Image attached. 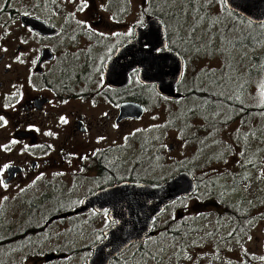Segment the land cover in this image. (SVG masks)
I'll return each instance as SVG.
<instances>
[{
    "label": "rangeland",
    "instance_id": "374dc122",
    "mask_svg": "<svg viewBox=\"0 0 264 264\" xmlns=\"http://www.w3.org/2000/svg\"><path fill=\"white\" fill-rule=\"evenodd\" d=\"M222 4L215 0H0L2 235L26 223L33 213L27 203H40L43 195L50 199L61 190L62 199L74 200L69 207L76 208L101 189L105 182L99 180L96 167L82 166L97 151L108 149L106 156L120 163L115 175L122 181L128 177L124 170L133 166L143 146L149 149L146 156L157 160L150 164L144 157L146 163L137 166L134 181L161 183L187 171L196 191L168 204L153 223L154 235L133 244L110 264H256L264 260V114L240 115L234 106L225 109L193 97L192 103L185 98L173 103L144 88L138 89L139 98L134 101L145 109L141 118L114 126L117 105L89 102L83 111L90 132L80 133L76 115L69 113L80 112V104L59 101L45 87L33 89L40 51L53 49L55 41L34 36L19 20L29 16L62 28L65 35L56 49L58 58L42 66L45 73L62 76L103 71L102 60L110 45L132 34L147 15L157 14L169 29L170 46L181 52L178 92L191 93L204 80L214 81L229 87L230 104L263 109L264 58L256 62L254 58L264 55V28H253V46L237 42L235 32L218 24L226 15ZM250 28L243 27L248 34ZM132 85L135 88L137 81ZM37 94L49 98L48 104L40 112L25 115V103ZM105 115L113 118L106 121ZM27 121L38 139L31 151L28 140L14 136L17 130L29 128ZM204 123H210L207 129ZM32 161L37 162L35 170L30 169ZM91 162L95 164L94 159ZM14 163L29 170L5 184L3 166ZM146 165L151 168L143 170ZM46 208L37 211L38 226L40 211ZM112 224L107 211L52 221L29 235V240L7 247L0 254V264H87Z\"/></svg>",
    "mask_w": 264,
    "mask_h": 264
},
{
    "label": "water",
    "instance_id": "95a60500",
    "mask_svg": "<svg viewBox=\"0 0 264 264\" xmlns=\"http://www.w3.org/2000/svg\"><path fill=\"white\" fill-rule=\"evenodd\" d=\"M223 5L250 23H264V0H223ZM19 20L23 25L44 36L56 32L52 26L34 17L20 16ZM166 46L162 21L156 16L147 15L144 25L135 28V38L118 47L107 62L103 74L105 83L110 87H123L129 82L127 74L136 69L137 79L143 86L155 85L156 91L165 98L179 99L180 93L176 87L182 76V60L177 52L167 49ZM47 53H49L47 50L42 52L38 64L51 58L46 55ZM46 101V98H40L36 107L40 109ZM144 113L142 105L123 101L118 106L115 123L139 119ZM15 136L19 139L31 138V142H34L32 133L19 131ZM20 171L21 168L9 165L8 177L3 183L12 180ZM195 189L191 176L184 171L156 184L123 180L97 190L85 197L78 207L62 212L51 220L67 219L90 211L96 213L107 211V217L113 224L103 232L105 239L94 246L87 264H110L130 246L152 235V224L155 218L163 213L167 204L179 197L194 194ZM256 264H264V260Z\"/></svg>",
    "mask_w": 264,
    "mask_h": 264
},
{
    "label": "flooded vegetation",
    "instance_id": "af4514ba",
    "mask_svg": "<svg viewBox=\"0 0 264 264\" xmlns=\"http://www.w3.org/2000/svg\"><path fill=\"white\" fill-rule=\"evenodd\" d=\"M46 24L49 26H52L56 30V32L53 33L52 35L44 36V35H41V34L34 32L29 27L22 24L25 28H28L33 33L34 36H36V37L40 36L43 39L50 38V39H53L55 41L54 44L52 45L53 49L45 47L40 51V55H39V57L35 63V68H34V72H35L34 75L36 78V82L39 85L34 84L33 89L45 87L59 101H62V100L65 101L66 100L68 102H73L74 104L75 103L80 104V106H81L80 112L75 111L76 113H74L73 109L69 111L70 115H73V116L76 115V116H74L75 117L74 122H75L76 130L78 132L87 133L88 130L90 132V129L87 128V124L84 120L86 115L83 111V107H88L89 102H91L94 105V104H98L100 101L103 100L104 102H108L112 105H117V114H118V106L121 104V102H123V101L134 102L130 97V95L137 93L136 87L132 88L133 80H136L137 83H139L142 88H147L149 90H152L157 95L161 96L162 98H164L168 101H175V100L167 99L164 96H162L161 94H159L156 91L155 85L143 86L137 79L138 70H136V69H133L131 72H129L127 74L128 78H129V82H128V84H126L123 87H110L104 81L103 74H104L105 66H106L107 62L115 54L118 47L123 46L128 41L135 38V28L138 26H135L133 28V33L128 35L123 41H120L117 44H111L110 45L111 46L110 49L108 50L107 54L104 56V58L102 60L103 61V71L101 69H97V70L93 71L91 74H89V71H86L83 75L66 73L65 75H62V76H58V75L53 76V75L45 73L42 66L46 63H52V62L56 61V59L58 58V54L56 52V49H57L58 45L63 44L60 42V40L63 38V36L65 34L61 31L62 28H56V26H54L53 24H48V23H46ZM143 25H144V23H143ZM143 25H139V26H143ZM165 39H166V43H167L166 48L170 49L172 51H175L169 44V41H171V40H169V38L167 37V31L166 30H165ZM97 41H99V40H97ZM46 50L49 51V53H47L46 55L51 56V58L45 59L40 64H38L39 60L42 57V52L46 51ZM175 52H177L179 55L181 53L180 51H175ZM180 57H181V55H180ZM181 60H182V57H181ZM182 63H183V60H182ZM5 72H7V70ZM211 84H213V83H211V81L209 82V81L204 80L203 84L199 85V88L196 89V91H191V93H194V94H191L189 92L180 93L177 91L178 93H180V98L177 100L183 101V99L185 98V95L191 94L190 96L193 97V100H197V101H200V102H203L206 104H212L213 105V104H215V100L211 96H212V93L214 92V88L212 87ZM0 88H1V84H0ZM128 88H129V90H127ZM176 90H177V88H176ZM42 97L46 98L47 101L45 104H43L41 106L40 109H38L36 107V105H37L38 100ZM48 102H49V98L45 97L44 95H38L37 94L25 103L23 112L25 115L26 114H35L36 112H40L43 109V107L46 104H48ZM117 114H116V116H117ZM116 116L113 118L112 116L105 115L104 119L106 121H108V120H111V118H113L112 119V125L117 126L121 122L117 123V124L115 123ZM26 124L29 125L28 129L17 130L15 133L22 131V132H26V133H32L34 135V133L32 132V129H31L33 126H31L29 124V121H27ZM207 124H210V123H204V129L208 128ZM186 127L188 128V126H186ZM15 133H14V136H15ZM72 135H73V133L70 132L69 136H72ZM15 138H16V136H15ZM33 138H34L33 143L31 142V138L24 137L21 139H19V138H16V139L28 140L30 146L27 145V148H28V151H31L32 148L37 146V142H38V139L35 135ZM107 152H108V149H104L101 152L97 151V153L94 156H91V157L88 156L89 158H87L85 163L82 164V166H91L92 165V167H95V166L97 167V173L99 175V178L103 179L101 181L105 182L103 187L111 186L113 184L121 182V181H118L116 183H113L112 181H107L108 179L112 178V175L118 170V168L120 166L119 162L116 163L115 160H110L111 158H108L106 156ZM150 157H152V155ZM93 159L95 160V164H93L91 162V160H93ZM154 162H156V161H154ZM6 165H8V166L11 165L13 167L21 168V171L19 173H17L12 178V180H14L17 176H22L26 169L29 170L28 168H25L20 163L6 164ZM36 166H37L36 161H32L30 163V169L31 170H35ZM180 172H183V171H180ZM184 172H187V171H184ZM5 174H6V177L4 179H6L8 177L7 169L5 170ZM4 179H3V181H4ZM12 180L8 181L5 184H8ZM103 187L101 186V188H103ZM186 197H188V196L179 197L178 199L186 198ZM165 207H164V210H165ZM153 235H154V231H153V224H152V235L150 237H152Z\"/></svg>",
    "mask_w": 264,
    "mask_h": 264
},
{
    "label": "trees",
    "instance_id": "16d2710c",
    "mask_svg": "<svg viewBox=\"0 0 264 264\" xmlns=\"http://www.w3.org/2000/svg\"><path fill=\"white\" fill-rule=\"evenodd\" d=\"M9 1H11V0H9ZM215 1L222 3L223 0H215ZM224 11H225L226 15L217 20L220 28L227 30L229 33L235 32L234 37L237 40V42H239L243 45L253 46L255 43V40H253L255 37L252 36L253 28L257 27L255 25H260L261 27L264 28V24L250 23L246 19H244V18L240 17L239 15L227 10L226 8L224 9ZM152 15L159 18V16L157 14L153 13ZM167 17L171 18V15H168ZM245 25H248L249 27H251L250 28V30H251L250 34H248V32L245 29H243V27ZM165 30L167 32L169 31V29H167V28ZM177 32H178V30H177ZM177 34L178 33H175L174 37H177L178 36ZM249 36H250V38H249ZM170 39H172V38H170ZM175 42L178 43V38H175ZM169 44H171L170 41H169ZM174 49H175V51L176 50L180 51L178 49V47H174ZM260 58H264V55H262L260 57L259 56L255 57L254 61L256 62L257 59L259 60ZM218 81H221V80L218 79L217 82ZM211 83H213L211 85L214 88V92L212 93L211 97L215 100V104L217 106L228 109L232 105V106H234V108L236 110H238V109L240 110V115H242V114L248 115V114H254V113L264 114V107H263V109H252V108L241 106L240 104H237L233 101H231L232 104H230V102L227 101L228 99L226 97V91L229 90V87L226 84H224L223 86L217 85V84L215 85L214 81H211ZM263 85H264V82H263ZM136 89H137V91H139V90H142L144 88H142L141 85L139 83H137ZM191 94H194V93H191ZM191 94L185 95V99L189 100L192 103V100L190 99ZM130 97L133 101H137L139 98L138 93L132 94V95H130ZM170 102L178 103L180 101L175 100V101H170ZM140 149L142 150V152L137 157V159L135 160L133 166L124 170L125 172L128 173V177L126 179H124V181L125 180L126 181H134V179H132V177L135 174V169L137 168V166H141L142 164L146 163V160H144V157H147L146 154H147L149 149H147L143 146H140ZM147 159H149L150 164H153L154 161L157 160V158L153 159L152 157H147ZM148 168H151V167H148L146 165V166H144L143 170L148 169ZM96 170H97V167H96ZM99 180H103V179L99 178ZM120 180H121V177H119L118 175H115V173H114L112 175V178L108 179L107 181H112L113 183H116ZM60 192H61V190L57 191L56 194L54 196H52L50 199L46 198V195H43V198L39 200L40 203H35L33 201L27 203L28 209L33 212L32 215H28L29 218L26 221V223L20 225L14 231L9 232L8 235H2L0 233V254L3 253L6 249H8L7 247H12L17 242L29 240L30 239V238H28L29 235L34 234L37 231H40L43 228V226L46 225L47 223L50 224V222L56 221V220L50 221L56 215L60 214L61 212H66V211H70V210L74 209V208L69 207V205L72 202H74V200L62 199L63 197L60 195ZM57 194H58V196L55 197ZM45 205L47 206V208L45 210L40 211L41 224L38 226L36 223V220L38 218L37 211H38V209L44 208ZM47 210H48V212H47ZM229 214H232V215L238 217V215L236 213H229ZM84 215H79V216H84ZM76 217H78V216L69 217L67 219H73ZM59 220H62V219H59Z\"/></svg>",
    "mask_w": 264,
    "mask_h": 264
},
{
    "label": "snow or ice",
    "instance_id": "6c2138e0",
    "mask_svg": "<svg viewBox=\"0 0 264 264\" xmlns=\"http://www.w3.org/2000/svg\"><path fill=\"white\" fill-rule=\"evenodd\" d=\"M83 6H84V7L87 6V5H86V2H85V4H84ZM262 88H264V86H262ZM262 96H264V92H262ZM0 119H2V117H0ZM61 122H62V123H67V120L64 119V118H61ZM5 123H6V121H5ZM12 143H16V141H12ZM3 168L6 170V169L8 168V165H4ZM0 183H2V181H0Z\"/></svg>",
    "mask_w": 264,
    "mask_h": 264
},
{
    "label": "bare ground",
    "instance_id": "6f19581e",
    "mask_svg": "<svg viewBox=\"0 0 264 264\" xmlns=\"http://www.w3.org/2000/svg\"><path fill=\"white\" fill-rule=\"evenodd\" d=\"M264 24V23H263ZM178 174V173H177ZM175 176V175H174ZM192 178V177H191ZM168 180V179H167ZM192 180H193V178H192ZM166 181V180H165ZM194 181V180H193ZM195 183V182H194ZM156 184V183H155ZM196 186V185H195ZM196 190V189H195Z\"/></svg>",
    "mask_w": 264,
    "mask_h": 264
}]
</instances>
